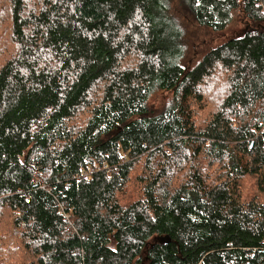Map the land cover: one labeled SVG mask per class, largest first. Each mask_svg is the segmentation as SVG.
Wrapping results in <instances>:
<instances>
[{"label": "trees", "instance_id": "obj_1", "mask_svg": "<svg viewBox=\"0 0 264 264\" xmlns=\"http://www.w3.org/2000/svg\"><path fill=\"white\" fill-rule=\"evenodd\" d=\"M0 264H264V0H0Z\"/></svg>", "mask_w": 264, "mask_h": 264}, {"label": "rangeland", "instance_id": "obj_2", "mask_svg": "<svg viewBox=\"0 0 264 264\" xmlns=\"http://www.w3.org/2000/svg\"><path fill=\"white\" fill-rule=\"evenodd\" d=\"M185 26L187 27L188 32L191 34L193 33L194 27L191 23H186ZM186 29V28H185ZM219 43V42H218Z\"/></svg>", "mask_w": 264, "mask_h": 264}, {"label": "built area", "instance_id": "obj_3", "mask_svg": "<svg viewBox=\"0 0 264 264\" xmlns=\"http://www.w3.org/2000/svg\"><path fill=\"white\" fill-rule=\"evenodd\" d=\"M87 176V175H86Z\"/></svg>", "mask_w": 264, "mask_h": 264}]
</instances>
